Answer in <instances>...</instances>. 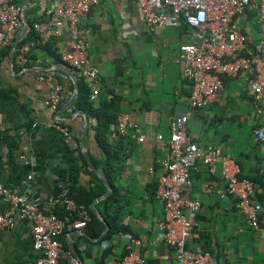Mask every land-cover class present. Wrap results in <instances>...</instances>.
<instances>
[{
	"label": "crops",
	"instance_id": "crops-1",
	"mask_svg": "<svg viewBox=\"0 0 264 264\" xmlns=\"http://www.w3.org/2000/svg\"><path fill=\"white\" fill-rule=\"evenodd\" d=\"M50 2L31 0L28 11L43 16ZM247 18L240 21L242 30L257 40L255 20ZM81 25L87 31L90 63L101 76L95 100L59 60L66 33L34 47L24 65L16 59L11 63L9 53L0 57V183L26 195L45 213L61 208L54 202L68 194L72 166L79 168L80 188L104 187L87 209L90 221L94 215L103 224L102 232L92 236L96 226L67 230L60 238L59 264H114L130 250L142 256L144 264H176L172 249L158 239L163 205L156 190L168 154L170 119L189 111L191 88L183 78L178 52L192 42L191 31L186 26L148 30L131 0H101ZM246 78L241 74L225 79L212 105L192 110L188 133L198 145L220 148L235 159L240 176L253 185L257 217L264 227V146L254 135L255 128L264 127V99L257 107L253 104ZM54 86L62 89L57 109L43 103ZM120 113L129 115L144 140L112 139L113 121L102 148L98 127L103 117L115 119ZM56 124L68 129L69 140L52 127ZM191 176L192 185L183 198L198 201L200 209L185 210L193 226L188 249L208 251L207 264H264V240L238 211L235 199L222 197L220 165L210 174L198 163ZM103 179L110 185V195L94 203L107 192ZM110 196L114 199L106 207ZM7 209L0 202V213ZM112 228L119 232L105 238ZM130 238L142 246L136 247ZM38 256L29 222L17 221L12 229L0 231V264H35Z\"/></svg>",
	"mask_w": 264,
	"mask_h": 264
},
{
	"label": "built area",
	"instance_id": "built-area-1",
	"mask_svg": "<svg viewBox=\"0 0 264 264\" xmlns=\"http://www.w3.org/2000/svg\"><path fill=\"white\" fill-rule=\"evenodd\" d=\"M101 0H51L43 16H37L33 29L37 39L17 47L15 59L24 65L31 50L47 45L52 40L67 34L66 48L58 52L59 60L68 66L84 82L90 91V99L99 94L101 76L90 63L87 31L81 21ZM125 2L127 0H118ZM140 9L145 26L150 31L161 28L186 26L191 31L192 42L179 47L178 60L182 64L183 78L190 83L189 111L170 119L168 154L162 164L158 179L157 198L163 205L162 219L157 223L159 241L170 247L176 264H207L211 260L208 251L188 249L192 223L185 210L198 212L200 203L183 198V192L192 185V171L200 163L213 174L220 165L225 192L235 199L236 208L247 218L251 228L258 231L264 240V227L257 217L259 206L254 202L252 183L240 176V168L233 157L222 153L217 147H204L194 142L188 133L192 110L212 105L224 89L227 78L241 74L252 93L257 107L264 99V0H131ZM23 0H0V56L23 28ZM251 16L257 25V40L242 30L240 21ZM31 30V29H30ZM26 36L23 38V40ZM22 40V41H23ZM62 102L60 86L52 87L45 96L46 107L57 109ZM66 140L70 139L66 127L52 126ZM254 135L264 146V127L254 129ZM131 136L138 142L144 137L136 133V126L127 113H120L111 133V138ZM163 140L162 135L157 136ZM207 186L206 191L211 192ZM0 202L8 209L0 213V231L12 229L17 221L32 225V247L39 253L35 264H59L62 253L61 236L67 230L84 229L90 221L86 207L78 205L67 194L55 201L67 214L60 218L53 211L45 213L39 204L32 202L0 183ZM136 247L141 241L130 238ZM114 264H144V259L135 251H128Z\"/></svg>",
	"mask_w": 264,
	"mask_h": 264
},
{
	"label": "trees",
	"instance_id": "trees-1",
	"mask_svg": "<svg viewBox=\"0 0 264 264\" xmlns=\"http://www.w3.org/2000/svg\"><path fill=\"white\" fill-rule=\"evenodd\" d=\"M27 15H28V20L30 21L31 26H32L33 22L37 20V16L36 17L34 16L32 9H30L28 11ZM35 39H37V37L35 36L33 29L31 28V30L26 35V38L23 41H21L20 44H22L26 41L35 40ZM9 51H10V47H7L2 52L1 56H4V55L7 56ZM103 119L104 120L101 121L102 126L98 127V132H100V135L98 133V140L102 144V148H104V145L107 143L106 139L104 137L106 132H107V126L109 125V123H112L113 121L115 122L117 117L114 119V118H110L108 116H105V117H103ZM78 171H79V168L77 166H72L70 169V177H71L72 181H71V184L69 187V192L67 195L70 198H72L74 201H76V203L78 205H83L84 207L89 209L92 201L97 196L101 195L104 192V187L103 186H97L96 188H92L90 190H85L83 188H80L79 184H77ZM113 199H114V197L110 196L107 200L104 201V205H106V207H107V204L110 203ZM53 212L60 218H63L67 214V212L63 208H59V207L55 208L53 210ZM91 226L97 227V231L92 232L93 233V234H91L92 236H96L102 232L103 224L94 215H91V221H89V223L86 225V227L84 229L89 230V228ZM116 231L119 232L118 229L112 228L111 231L108 233V235L105 238H109Z\"/></svg>",
	"mask_w": 264,
	"mask_h": 264
},
{
	"label": "water",
	"instance_id": "water-1",
	"mask_svg": "<svg viewBox=\"0 0 264 264\" xmlns=\"http://www.w3.org/2000/svg\"><path fill=\"white\" fill-rule=\"evenodd\" d=\"M31 0H23V3H22V6H23V11H22V20H23V28L22 30L20 31V33L16 36V38L14 39L11 47H10V51H9V60L11 63L14 62V59H15V55H16V51H17V47L19 46V44L21 43V41L23 40V38L26 36V34L30 31L31 29V23L30 21L28 20V16H27V12H28V5L30 3ZM67 68H69L67 66ZM69 75L76 81L75 79V75L73 73V71L69 68V71H68ZM85 157L87 158L89 164L91 165L92 169L94 172H97V169L94 167V165L92 164V162L90 161L88 155H85ZM104 183L105 185L107 186V192L105 193V195L102 197V198H98L94 201L95 202H98L100 201V199H105L107 198L109 195H110V192H111V188H110V185L108 184V182L106 180H104ZM78 257V256H77Z\"/></svg>",
	"mask_w": 264,
	"mask_h": 264
}]
</instances>
